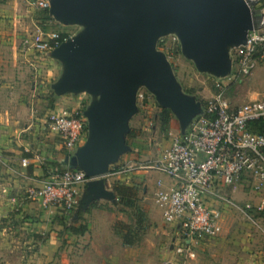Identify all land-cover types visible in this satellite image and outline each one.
Segmentation results:
<instances>
[{"label":"water","instance_id":"obj_1","mask_svg":"<svg viewBox=\"0 0 264 264\" xmlns=\"http://www.w3.org/2000/svg\"><path fill=\"white\" fill-rule=\"evenodd\" d=\"M57 23L83 27L47 53L62 72L50 86L55 95H90L83 115L87 140L65 156L62 165L89 177L81 202L88 207L116 193L107 188L111 167L131 150L126 143L136 94L145 85L164 108L176 114L184 134L204 113L200 102L185 96L158 38L176 32L183 51L199 70L226 76L232 70L228 48L246 43L255 20L246 0H48ZM118 199V198H117Z\"/></svg>","mask_w":264,"mask_h":264},{"label":"rangeland","instance_id":"obj_2","mask_svg":"<svg viewBox=\"0 0 264 264\" xmlns=\"http://www.w3.org/2000/svg\"><path fill=\"white\" fill-rule=\"evenodd\" d=\"M45 17L46 12L34 9L29 5L28 0H0V51L12 49L21 53L23 37L38 30L58 31L74 37L83 29L77 24L67 26L57 22L46 24ZM155 49L169 62L182 93L200 102L203 108L222 91L233 104L245 103L249 100L248 96L255 98L258 94L264 93V64L257 66L251 77L237 80L232 77L235 72L236 46L228 48L229 57L232 59V70L226 76L199 70L195 61L184 53L181 39L176 32H170L158 38ZM26 56L31 58L36 68L41 69L39 70L41 72L39 82L49 79L53 82L54 79L50 74L53 67H57L60 71L62 66L60 61L54 59L53 62L47 54L31 53ZM51 93L54 94L49 84L44 94L48 95L47 107L53 103ZM80 97L86 108L91 99L90 95L81 94ZM136 107V112L129 120V132L126 135V143L131 147V150L125 154L128 157L126 162L130 161L129 163L133 165L152 164L163 156L173 139L180 135L181 121L172 112L173 119L169 129L162 131L158 122V114L164 107L145 85L139 86L137 90ZM52 166L57 168V165ZM137 170L136 168L134 171ZM134 171L128 173L127 176L131 177ZM115 184L120 183L115 181L112 186ZM139 189V194L142 195V187ZM220 194L228 201H223V206H221L222 217L216 234L217 245L211 252V242H209L211 240L208 239L205 241L207 247L199 250L197 258L187 260L172 250L173 224L169 226L161 220L159 223H152L151 219L143 222L142 228L137 232L140 233V240L135 245L127 246L123 243L116 229L117 222L120 221H115V225L109 227V231L105 229L106 233L101 236H107L111 241H102L93 248V237L88 239L81 235L64 234L63 223L68 224L72 221L71 216L76 209L61 215L47 213L45 221L38 218L40 221L38 224L43 223V227H47L44 232L51 229L58 234L62 244L56 251L42 252L40 246L43 243L37 245L36 242L31 243L30 241L26 246L16 242L15 252H19L17 256L22 258L23 264L27 262L30 264H199L202 261L204 264H233L242 259L255 260L258 264L261 261L264 263V215H258L259 210L255 208L257 201L252 200L255 198L248 191L246 183L240 181L225 185ZM116 200L119 201L117 198ZM106 222L107 220H102V223ZM121 222L127 224L129 228L136 227L135 219L128 218ZM41 237L47 239L46 234ZM39 241L43 242L41 239ZM49 255L50 260H47Z\"/></svg>","mask_w":264,"mask_h":264},{"label":"built area","instance_id":"obj_3","mask_svg":"<svg viewBox=\"0 0 264 264\" xmlns=\"http://www.w3.org/2000/svg\"><path fill=\"white\" fill-rule=\"evenodd\" d=\"M28 1L34 9L49 11L48 0ZM260 1L249 0L255 24L246 43L235 49V80L250 77L257 66L264 64V7ZM60 35L58 31L29 33L22 39V53L47 54L61 44L51 46V41ZM262 122L264 93L233 104L222 91L208 102L204 113L193 120L184 134L173 139L157 161L128 163L109 174H128L137 168L167 175L172 186L166 188L159 182L156 202L164 222L173 224L171 248L187 260L197 258L205 241L215 236L219 228L222 211L217 202L228 201L220 194L225 185L243 181L255 198L252 200L257 201L255 208L264 211V133L251 129V125ZM50 125L61 137L65 156L73 154L87 137L84 116L73 110L53 115ZM1 157L0 152V160ZM29 162L24 158L21 165L26 167ZM63 167L50 169L43 186H29L25 191L28 200L50 214H68L76 209L87 183L98 178L87 176L81 169ZM12 193L7 186L1 187L0 203H15L17 197Z\"/></svg>","mask_w":264,"mask_h":264},{"label":"crops","instance_id":"obj_4","mask_svg":"<svg viewBox=\"0 0 264 264\" xmlns=\"http://www.w3.org/2000/svg\"><path fill=\"white\" fill-rule=\"evenodd\" d=\"M52 61L54 62V59ZM56 68L53 67L50 74L54 79L53 82L50 79L47 80L48 82L45 80L39 82L41 74L39 70L41 69L35 67L31 58L12 49L0 51V152L2 153L0 191L1 187L7 186L13 192L11 196L17 197L13 204L7 203L6 200L0 204V264H23L22 258L17 256L19 252H15L17 243L24 246L28 245L30 241L31 243L36 242L37 245L43 243L40 246L41 251L45 252L46 250L49 253L56 251L62 244L55 231L49 229L44 232L47 227L44 228L43 223L38 224L40 222L38 218L47 220L49 212L25 197V191L29 186H43L48 171L54 167L52 165H62L65 158L61 137L51 129V117L65 109L73 110L81 115L85 110L80 95L86 93H68L61 96L51 93L53 103L47 107L48 95L44 94L48 85L51 86L62 72V68L60 71ZM252 97L248 96L249 99H253ZM86 140L87 137L82 145ZM24 158L30 160L26 167L21 165ZM127 160L128 157L123 155L111 167L110 171L113 173L120 170L130 162H126ZM105 179L107 188L111 190H113L112 184L115 181L127 186H135L138 189L142 187L143 194H139L140 189L138 191L137 207L143 211L145 221L151 219L150 222L159 223L161 220L164 223L162 210L156 202V192L160 188L159 182H162V186L166 188L172 186V180L167 175L138 169L131 177H128L127 174H109ZM221 198L223 199L222 195ZM94 202L97 206L91 208L89 214L84 215L83 220L89 228L83 238L91 239L93 237V248L102 241L110 242L111 240L107 236L101 237L106 233L105 229L109 231V227L111 228L115 221L131 219L134 212L133 209L121 205L119 201L107 197ZM222 203L223 201L217 202L223 206ZM90 215L93 221H91ZM102 220H107V222L102 223ZM90 232L96 236H92ZM219 233L221 234V232ZM45 234L47 239L41 237ZM216 238V235L210 238L211 252L217 245L218 238L217 240ZM40 239L43 242L39 241ZM212 240H216V242ZM206 245L205 243L201 250H204ZM47 260H50V255ZM255 262V260L242 259L233 264H258ZM27 264L30 263L27 262ZM199 264L204 263L202 261ZM259 264L264 263L261 261Z\"/></svg>","mask_w":264,"mask_h":264},{"label":"trees","instance_id":"obj_5","mask_svg":"<svg viewBox=\"0 0 264 264\" xmlns=\"http://www.w3.org/2000/svg\"><path fill=\"white\" fill-rule=\"evenodd\" d=\"M260 3L261 6L264 7V0H261ZM44 12H46V17H45L46 24H51L52 22L54 23L53 19L48 15V11L44 10ZM68 37L69 36L67 34L61 32V35L57 40L51 41V46L55 47V45L62 43ZM172 119H173L172 112L169 109L166 108L161 109V112L158 114V122L160 123V127L162 131H167L169 129L170 122ZM251 129L254 132L264 133V122L251 125ZM63 154L65 153L63 152ZM57 168L61 170L64 169V167L61 164H58ZM113 191L116 193L117 198L121 205L134 210L131 219H135L136 227L134 226L129 228L127 224L120 221L117 222L116 229L125 245L127 246L135 245L140 240V233L137 232H139V230L142 228V224L145 221V215L143 211H141L137 207V195L139 190L135 186L115 184L113 187ZM96 206H97L96 203L93 202L88 207H85V204L81 202L80 205L76 208V211L73 214V216H71L72 221L68 224L63 223L65 228L64 234L81 235V236L85 235L88 232L89 228L87 224L81 221L84 220V215L88 213L91 210V208ZM258 215L263 216L264 211L261 212L259 211ZM127 227L128 229H126Z\"/></svg>","mask_w":264,"mask_h":264},{"label":"bare ground","instance_id":"obj_6","mask_svg":"<svg viewBox=\"0 0 264 264\" xmlns=\"http://www.w3.org/2000/svg\"><path fill=\"white\" fill-rule=\"evenodd\" d=\"M247 1V0H246ZM247 3H248V1H247ZM249 4V3H248Z\"/></svg>","mask_w":264,"mask_h":264}]
</instances>
